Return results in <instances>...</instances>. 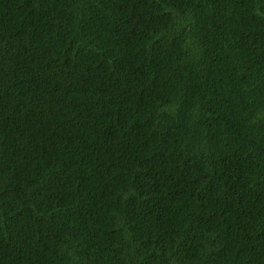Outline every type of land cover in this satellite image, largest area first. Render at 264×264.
Wrapping results in <instances>:
<instances>
[{"label": "trees", "instance_id": "1", "mask_svg": "<svg viewBox=\"0 0 264 264\" xmlns=\"http://www.w3.org/2000/svg\"><path fill=\"white\" fill-rule=\"evenodd\" d=\"M0 264H264V0H0Z\"/></svg>", "mask_w": 264, "mask_h": 264}]
</instances>
